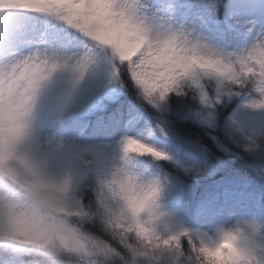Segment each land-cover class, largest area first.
Returning <instances> with one entry per match:
<instances>
[{"label":"clouds","instance_id":"1","mask_svg":"<svg viewBox=\"0 0 264 264\" xmlns=\"http://www.w3.org/2000/svg\"><path fill=\"white\" fill-rule=\"evenodd\" d=\"M27 3L2 0L0 8ZM152 35L163 41L167 33L153 30ZM152 47L153 56L170 51L163 44ZM257 47L264 48V40L231 55L202 48L177 69L181 91L194 92L199 103L203 95L204 103L216 107L222 103L217 89L243 93L251 86L247 102L264 103V92L257 90L259 66L251 64L248 72L240 66ZM97 56L93 44L76 51L37 40L23 51L0 48V248L37 252L52 264H264V221L236 218L197 229L165 208L166 172L139 163L141 156L153 162L165 156H157L145 140L128 137L97 168L94 157L86 155L93 152L89 144L70 141L59 127L38 124L35 111L43 97L57 94L69 104ZM119 67L116 61L114 68ZM192 71L201 74L203 87L193 88L184 79ZM62 118L55 117L57 125ZM92 223L103 235L88 227Z\"/></svg>","mask_w":264,"mask_h":264},{"label":"snow or ice","instance_id":"2","mask_svg":"<svg viewBox=\"0 0 264 264\" xmlns=\"http://www.w3.org/2000/svg\"><path fill=\"white\" fill-rule=\"evenodd\" d=\"M153 30L166 32V38L153 40ZM133 35L136 40L129 39ZM37 40L76 51L93 44L98 56L94 70L77 84L69 104L60 95H45L35 118L45 116L54 127L55 117L61 114V134L69 139L93 137L102 149L101 166L107 152L128 137L145 140L157 156L165 158L153 162L141 156L139 163L159 171L160 162L173 160V154L155 141L169 138L183 115L185 100L196 99L194 92L184 95L181 91L177 69L196 59L202 48L231 55L264 40V0H28L26 6L0 8V48L23 51ZM153 44H163L170 51L153 56ZM254 51L256 55L240 59L241 71L257 64L261 75L257 90L264 92V48ZM200 76L192 71L184 79L193 88L203 87ZM217 92L222 103L214 107L204 103L202 95L199 104L208 110L207 115L202 116V111L195 115L208 123L218 122L234 142L256 153L264 146V103L247 102L251 86L243 93ZM257 154L264 159V152ZM83 191L85 197L91 192L87 183ZM88 227L103 235L98 224ZM0 264H52V259L4 247Z\"/></svg>","mask_w":264,"mask_h":264},{"label":"trees","instance_id":"3","mask_svg":"<svg viewBox=\"0 0 264 264\" xmlns=\"http://www.w3.org/2000/svg\"><path fill=\"white\" fill-rule=\"evenodd\" d=\"M199 106L197 99H186L181 106L182 117L174 123L169 138L163 139L166 147L174 149L175 159L180 161L175 165L160 162L163 166L160 171L166 172L169 181L165 201L177 200L185 207L192 208L209 196L221 193L231 184L245 182L250 191L263 197L264 159L259 158L257 153L264 152V146L254 153L227 136L221 124L216 127L201 125L191 117ZM86 155L94 157L96 167H101L102 159L96 152ZM83 172L86 178L89 174L87 166ZM91 195L89 192L85 199ZM188 226L203 229L196 223Z\"/></svg>","mask_w":264,"mask_h":264},{"label":"rangeland","instance_id":"4","mask_svg":"<svg viewBox=\"0 0 264 264\" xmlns=\"http://www.w3.org/2000/svg\"><path fill=\"white\" fill-rule=\"evenodd\" d=\"M198 111H202V116H206L208 110L203 106ZM196 112H194L191 116L193 119H197L205 125H213V123H208L205 119L197 117L195 115ZM37 121L41 127L47 126L53 128L45 116H42ZM93 139V137L85 134L81 138L69 140H80L86 142L91 146V148H96L98 151L102 152V149L93 143ZM155 142L158 147H163L160 140ZM165 208L175 218H179L183 213L181 206L177 204L165 206ZM200 210L202 213L201 219L203 220L204 225L209 228H212L217 222H231L236 218H257L264 221V203L261 204L257 201V197L255 195L246 192L244 189L238 191L237 193H235L234 190H230L223 197L222 201H210L206 205H202Z\"/></svg>","mask_w":264,"mask_h":264}]
</instances>
